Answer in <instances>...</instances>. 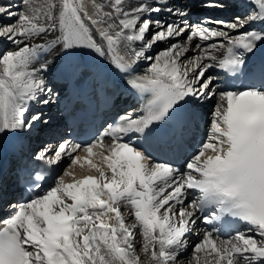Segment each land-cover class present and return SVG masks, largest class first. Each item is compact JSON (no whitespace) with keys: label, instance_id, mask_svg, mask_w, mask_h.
<instances>
[{"label":"snow or ice","instance_id":"6c2138e0","mask_svg":"<svg viewBox=\"0 0 264 264\" xmlns=\"http://www.w3.org/2000/svg\"><path fill=\"white\" fill-rule=\"evenodd\" d=\"M89 3L91 14L85 0H43L40 5L20 0L17 10L11 3H0V19L11 21L0 25V40L13 45L0 53V134L31 129L41 114L27 118L30 104L51 103L39 99L51 93L42 75L50 61L37 67L39 53L59 45L65 52L87 48L105 55L85 21L104 41L114 68L129 77L128 86L145 97L143 114H126L89 144L61 140L33 154L51 173L56 172L52 166L67 157L69 168L95 174L76 178L64 170L62 176H51L55 183L45 190L46 175L37 173L28 185L33 195L8 204L11 214L0 219V264H178L198 220L212 228L203 230L187 264H264V56L257 57L264 29L241 31L249 24H264V0H239L251 9L246 16L209 21L221 28H195L187 41L198 37L220 42L208 48L197 44L200 51L187 64L180 59L187 47L174 44L154 57L147 55L154 43L185 32L152 18L162 11L186 15L170 6V0ZM204 6L225 5L206 0ZM57 32L44 45L32 43ZM137 42L140 48L133 47ZM121 44L124 55L117 52ZM221 49L219 58L215 53ZM140 60L149 61V66L144 75L133 76ZM213 67L238 83L217 91L214 77L206 75ZM213 98L217 103L206 139L186 162V171L154 161L133 140V135H167L172 130L163 126L169 121L183 133L186 106ZM189 190L199 196L185 204ZM126 212L133 223L127 222ZM137 228L143 262L135 246Z\"/></svg>","mask_w":264,"mask_h":264},{"label":"bare ground","instance_id":"6f19581e","mask_svg":"<svg viewBox=\"0 0 264 264\" xmlns=\"http://www.w3.org/2000/svg\"><path fill=\"white\" fill-rule=\"evenodd\" d=\"M227 2L224 4L225 6L223 8L221 7H205L204 6V2L199 3L198 5H200V7L196 8V10L198 11V14H204L205 18L202 20H199L198 22H192V17L195 14V10L194 8L190 7V5H184L187 2H177L176 0H170V6H173L177 9H182L186 15H170L167 11H162L160 13H153L152 14V18L155 19H160L161 21H166L167 23H171V24H176L178 25L180 28H184L185 32L183 35L179 36V37H174L171 39H168L165 42H156L154 43V45L149 49L147 55L149 56H155L157 53L163 51L164 49L168 48L170 45H176L177 48L180 47H187V51L185 52V54L180 58L181 61L186 60L188 57V59L186 60V64L188 63V61L191 60L192 57L196 56L199 53V49H197L195 46L197 44H201L203 48H207L208 44H213V43H218L220 42L219 40H209V41H200L199 38H194L192 41H187L186 37L188 36L189 33H191L195 28L197 27H203V26H207V27H211V28H221V26L217 25V24H210L209 21H216L217 19L215 18H222V19H226L227 21H230L227 13L229 12H234L236 9H234L235 7L231 4V2L229 0H226ZM97 3H101L103 2V0H96ZM133 2H140V0H133ZM148 3H154V0H147ZM0 3L3 4H13L14 5V9L13 10H17L20 6V0H0ZM37 5H40L43 3V0H36ZM85 5L87 7V10L89 12V14L92 13L93 9L90 6L89 0H85ZM108 10V9H106ZM246 11V10H245ZM244 11V12H245ZM246 16V15H245ZM235 18V17H234ZM234 18H232L234 20ZM11 23L10 20L4 18V19H0V25L2 24H8ZM86 24H88L87 21H85ZM251 24L246 25V27L244 29H241V31H246L249 30L248 28L250 27ZM90 27V26H89ZM153 27H155L153 25ZM91 28V27H90ZM222 30L224 31H228V29L223 28ZM91 34L93 36V39L96 41L97 44H100L101 46H103L104 48V58L107 60H111V58L107 55V47L104 44V41H102L99 36L97 35L96 31L94 30V28H91ZM231 34V33H230ZM56 35H59V33L57 32L55 35L52 33H48L45 35H42L41 37L36 38L34 41H32V43L35 44H39V45H44L46 42H50L51 40L56 38ZM151 38V34H148V39ZM2 42V43H1ZM1 44L3 45L5 42L6 47H8V49H11L13 47V45L5 40H1ZM204 43V44H203ZM205 45V47H204ZM133 47L135 48H140L141 47V43L137 42L136 44L133 45ZM0 49H4L3 47ZM120 50H122L124 52V47L123 44H121V46L119 47ZM5 50H3L2 52H4ZM0 52V53H2ZM64 51L60 50L59 45L56 46L55 49L50 50L49 52H46V54L41 58L38 57V62L36 64V66H39V62L42 61H50V63L48 64V71L42 73L43 75V79L45 81V85L47 89H51V93H47L45 92L39 99L43 100V99H50L51 103L45 105L39 102H32L29 106V111L26 114L27 118H31V116L37 112H39L41 114V120L36 123L32 128H35L36 125H44V121L45 120H49V116H51V113L53 112V107L52 105L54 104V98H53V89L51 87H48L47 85V78L46 75L49 74V72L52 70V68L55 66V64L59 61V59L61 58V55L63 54ZM219 53L216 52L215 54L217 55ZM185 62V61H184ZM137 67L140 70H143L146 72L148 66H149V61L147 60H140L136 63ZM211 69L208 70L207 75H211ZM214 83V82H213ZM215 86V83H214ZM191 99V98H190ZM217 100L216 98H213L212 100H209L207 102L208 105H211L213 101ZM194 105H197L198 103H203V101H194L193 102ZM199 105V104H198ZM201 108H197L198 112L200 111ZM57 121L54 123L55 125L53 126L54 130L57 131L60 129V127L62 126V123L59 121V119H56ZM49 125V123L45 124V126ZM38 129V127L35 128V131ZM42 131V130H41ZM10 133H6V134H0V160H2L3 158H5L6 156H11V150L8 149L9 147V143H7V137ZM38 134H42V136H52L53 133H50V130H46V131H42V133H38ZM38 137L40 135H37ZM37 137V138H38ZM48 145L50 146H54V144H50L48 143ZM44 146V144L41 146V148ZM85 156V154H83L81 157ZM66 158V157H65ZM65 158H63V160L60 162L63 163ZM67 170V169H66ZM70 172H73L74 175H77V178L79 176L82 175L81 171L79 170V167L76 166V169H72L69 168ZM78 171V172H77ZM88 171L87 168H85L84 172ZM83 172V173H84ZM70 182V181H69ZM7 190V188H2V192H1V196H4L5 194H9V191H5ZM188 203V202H187ZM185 201V204H187ZM179 207V206H177ZM126 219L127 218H131L130 215L126 212L125 213ZM133 220V219H132ZM134 222V220H133ZM195 231L191 232L187 235V239L189 241V247L195 245V243L199 242L200 239H202L203 237V230L204 228H202L201 226H199L198 221L196 223V225L194 226ZM136 232V239H135V246L137 249V253L140 254L141 256V261L143 262V260L145 259L144 255L142 253L139 252L140 247H141V243H142V237L139 234V229H135L134 230ZM257 239H259L257 237ZM190 248L191 250L193 249ZM186 250V252L184 254H182L178 264H187L188 260L191 259V257L193 256V251H191V253H189V250Z\"/></svg>","mask_w":264,"mask_h":264},{"label":"rangeland","instance_id":"374dc122","mask_svg":"<svg viewBox=\"0 0 264 264\" xmlns=\"http://www.w3.org/2000/svg\"><path fill=\"white\" fill-rule=\"evenodd\" d=\"M219 2H220V3H224V2H222V1H220V0H219ZM2 19H4V18H2ZM0 42H1V40H0ZM1 43H2V42H1ZM203 44H204V43H203ZM209 45H210V44H208V46H209ZM2 47H3L4 49H0V52H2L3 50H6L5 42H4L3 45H0V48H2ZM204 47H205V45H204ZM207 48H208V47H207ZM188 58H189V57H188ZM188 58H187V59H188ZM187 59H186V60H187ZM186 60H184L185 62H184V61H182V62H183L184 64H186ZM70 163H71V160H70V159H68V160H66V161L64 162V165H65L64 170H65V169L69 170V167H68V166L70 165ZM75 169H76V167H75ZM69 178H70V177H69ZM129 221H131V220H129Z\"/></svg>","mask_w":264,"mask_h":264}]
</instances>
